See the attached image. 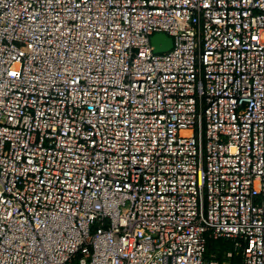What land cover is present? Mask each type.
I'll use <instances>...</instances> for the list:
<instances>
[{"label": "built area", "instance_id": "built-area-1", "mask_svg": "<svg viewBox=\"0 0 264 264\" xmlns=\"http://www.w3.org/2000/svg\"><path fill=\"white\" fill-rule=\"evenodd\" d=\"M0 264H264V0H0Z\"/></svg>", "mask_w": 264, "mask_h": 264}, {"label": "water", "instance_id": "water-1", "mask_svg": "<svg viewBox=\"0 0 264 264\" xmlns=\"http://www.w3.org/2000/svg\"><path fill=\"white\" fill-rule=\"evenodd\" d=\"M152 51L155 54L167 53L172 48V39L163 33H157L150 38Z\"/></svg>", "mask_w": 264, "mask_h": 264}, {"label": "trees", "instance_id": "trees-1", "mask_svg": "<svg viewBox=\"0 0 264 264\" xmlns=\"http://www.w3.org/2000/svg\"><path fill=\"white\" fill-rule=\"evenodd\" d=\"M226 249H230V243L228 241H217V242L208 241L206 246V255L210 256L211 254L219 250L217 256L218 259L220 260L223 253L222 251ZM233 260H235V258Z\"/></svg>", "mask_w": 264, "mask_h": 264}]
</instances>
